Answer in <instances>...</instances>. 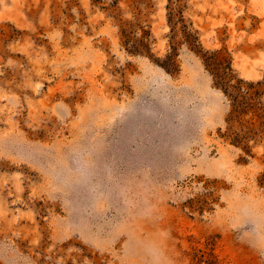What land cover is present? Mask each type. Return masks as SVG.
<instances>
[{"label": "rangeland", "instance_id": "rangeland-1", "mask_svg": "<svg viewBox=\"0 0 264 264\" xmlns=\"http://www.w3.org/2000/svg\"><path fill=\"white\" fill-rule=\"evenodd\" d=\"M0 264H264V0H0Z\"/></svg>", "mask_w": 264, "mask_h": 264}, {"label": "trees", "instance_id": "trees-1", "mask_svg": "<svg viewBox=\"0 0 264 264\" xmlns=\"http://www.w3.org/2000/svg\"><path fill=\"white\" fill-rule=\"evenodd\" d=\"M167 19L168 21L173 20V15L171 14V11H168ZM191 37H193L192 34L190 32H186V38H189L191 40ZM193 46L194 44L192 45V47ZM203 60L205 62L206 67H208V70L210 71L212 77L214 78L215 84L218 85L227 96H231L233 101H235L236 92L230 91V88L235 90L236 87L237 89H240L242 86H237V84L228 83V80H233L231 75V67L223 66L221 67V69H218V65L215 59L213 58L212 54H203Z\"/></svg>", "mask_w": 264, "mask_h": 264}]
</instances>
